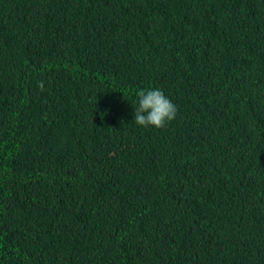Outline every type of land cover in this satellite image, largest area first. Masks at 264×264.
I'll return each mask as SVG.
<instances>
[{
	"label": "trees",
	"instance_id": "trees-1",
	"mask_svg": "<svg viewBox=\"0 0 264 264\" xmlns=\"http://www.w3.org/2000/svg\"><path fill=\"white\" fill-rule=\"evenodd\" d=\"M0 264H264V0H0Z\"/></svg>",
	"mask_w": 264,
	"mask_h": 264
},
{
	"label": "clouds",
	"instance_id": "clouds-1",
	"mask_svg": "<svg viewBox=\"0 0 264 264\" xmlns=\"http://www.w3.org/2000/svg\"><path fill=\"white\" fill-rule=\"evenodd\" d=\"M136 95L133 120L136 125L161 129L176 118L177 107L161 89L139 90Z\"/></svg>",
	"mask_w": 264,
	"mask_h": 264
}]
</instances>
